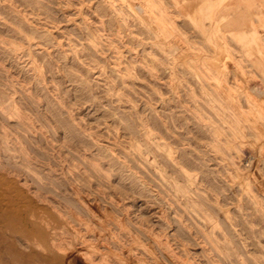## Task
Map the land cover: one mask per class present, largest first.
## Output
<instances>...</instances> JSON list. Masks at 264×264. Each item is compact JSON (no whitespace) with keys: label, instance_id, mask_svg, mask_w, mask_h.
<instances>
[{"label":"rangeland","instance_id":"1","mask_svg":"<svg viewBox=\"0 0 264 264\" xmlns=\"http://www.w3.org/2000/svg\"><path fill=\"white\" fill-rule=\"evenodd\" d=\"M207 1L0 0V264H264V0Z\"/></svg>","mask_w":264,"mask_h":264},{"label":"bare ground","instance_id":"2","mask_svg":"<svg viewBox=\"0 0 264 264\" xmlns=\"http://www.w3.org/2000/svg\"><path fill=\"white\" fill-rule=\"evenodd\" d=\"M27 15V14H26ZM186 49V48H185ZM182 57V56H181ZM14 77V76H13ZM11 103V102H10ZM1 109V108H0ZM31 117V116H30ZM38 124V123H37ZM2 132V131H1ZM0 132V133H1ZM3 135H4V133H2ZM6 135V134H5ZM4 135V136H5ZM1 136V135H0ZM42 147V146H41ZM65 155V154H64ZM135 158V157H134ZM58 163V162H57ZM73 163V162H72ZM75 163V162H74ZM23 167V166H22ZM48 167V166H47ZM4 169V168H3ZM85 174V173H84ZM1 175V174H0ZM83 176V175H82ZM45 182V181H44ZM8 187V186H7ZM14 190V189H13ZM5 196V195H4ZM45 197V196H44ZM88 197V196H87ZM1 199V198H0ZM3 199V198H2ZM43 200V199H42ZM23 201V200H22ZM19 203V202H18ZM22 206V205H21ZM128 209V208H127ZM128 211V210H127ZM103 213V212H102ZM97 214V213H96ZM91 215V214H90ZM92 217V216H91ZM111 217V216H110ZM109 218V217H108ZM93 219V218H92ZM105 227V226H104ZM126 227V226H125ZM152 228V227H151ZM151 235V234H150ZM149 235V236H150ZM64 237V236H63ZM155 237V236H154ZM158 237V236H157ZM157 237L156 238H154L153 240H154V243L158 246V247H160V249L162 250V252L165 254V256L167 255L168 257H171L172 256V252H171V250L167 247V245L165 244V242H163L162 240H160V239H157ZM115 241V240H114ZM131 241V240H130ZM89 243V242H88ZM121 245V244H120ZM154 245V244H153ZM83 246H85L84 244H83ZM123 247V246H122ZM122 249V248H121ZM132 249V248H131ZM137 249V248H136ZM137 251H139V250H137ZM73 252V251H72ZM87 252V251H86ZM144 252V251H143ZM124 253V252H123ZM130 254H129V256H132L131 254V251L129 252ZM134 253V252H133ZM73 254V253H72ZM136 254V253H135ZM138 254V253H137ZM128 255V254H127ZM72 256H74V257H85V252H83V250H82V248L80 249V250H78V251H75V254L74 255H72ZM89 256H90V254H89ZM128 256V257H129ZM134 256V255H133ZM136 256V255H135ZM73 257V258H74ZM87 257H88V255L86 256V259H87ZM167 257V258H168ZM122 258V257H121ZM131 258H133V257H131ZM172 258H174V257H172ZM84 259V258H83ZM134 259V258H133ZM145 259V258H144ZM175 259V258H174ZM186 259V258H185ZM91 260H92V257H91ZM123 260V259H122ZM124 261V260H123ZM170 261V260H169ZM174 261V260H173ZM91 262V261H90ZM90 262H88V263H90ZM113 262V261H112ZM114 262H116V260L114 261ZM176 262V261H175ZM119 263H121V262H119ZM124 263H126V262H124ZM137 263V262H136ZM178 263V262H177ZM122 264H123V262H122ZM173 264V263H172Z\"/></svg>","mask_w":264,"mask_h":264},{"label":"crops","instance_id":"3","mask_svg":"<svg viewBox=\"0 0 264 264\" xmlns=\"http://www.w3.org/2000/svg\"><path fill=\"white\" fill-rule=\"evenodd\" d=\"M203 1V0H202ZM214 1H216V3H218V2H220L221 1V3L222 2H224V1H226V0H208L207 1V3H208V6H212V10H211V12H210V18H211V20H213L214 21V23H217V19H216V14H215V3H214ZM206 4V3H205ZM246 25H248V24H246ZM248 26H250V24L248 25ZM234 36H237V37H240V38H246V37H248V36H254L255 35V32H252V31H235V32H233L232 33Z\"/></svg>","mask_w":264,"mask_h":264}]
</instances>
